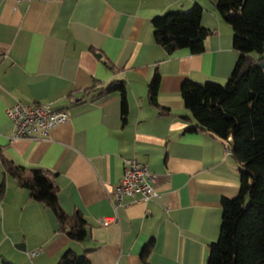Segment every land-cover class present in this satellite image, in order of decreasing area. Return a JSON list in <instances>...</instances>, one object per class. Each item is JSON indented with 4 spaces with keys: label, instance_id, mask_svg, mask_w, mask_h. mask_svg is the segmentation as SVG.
<instances>
[{
    "label": "crops",
    "instance_id": "1",
    "mask_svg": "<svg viewBox=\"0 0 264 264\" xmlns=\"http://www.w3.org/2000/svg\"><path fill=\"white\" fill-rule=\"evenodd\" d=\"M196 3L202 25L213 31L204 51L168 54L154 40L151 20ZM232 28L214 0H0L1 150L23 170L54 171L59 205L78 210L88 230L77 242L59 232L52 212L0 163V264H56L67 249L88 252L91 264H142L141 249L152 240L149 264H207L222 201L237 196L240 174L225 143L196 129L180 87L186 79L229 82L239 57ZM156 72L157 101L171 117L149 102ZM115 79L126 81L125 120L117 92L93 101L96 93L87 91ZM34 101L67 110L70 120L45 139L9 141L7 108ZM136 156L159 178L158 197L111 204L124 161ZM105 216L116 220L102 225Z\"/></svg>",
    "mask_w": 264,
    "mask_h": 264
},
{
    "label": "trees",
    "instance_id": "2",
    "mask_svg": "<svg viewBox=\"0 0 264 264\" xmlns=\"http://www.w3.org/2000/svg\"><path fill=\"white\" fill-rule=\"evenodd\" d=\"M214 6L233 26V47L239 52L229 82L218 84L192 82L181 84V98L197 123L196 129L227 144L237 162L239 190L234 198L221 204L218 239L209 246L207 264H264V0H214ZM203 9L196 3L188 10L169 11L151 20L154 40L161 46L173 44L175 50L187 48L192 54L203 52L204 42L213 31L202 25ZM159 73L148 82V99L158 114L171 117L157 101ZM125 80H112L87 91L96 93L91 100L117 92L121 113L126 119ZM231 139L229 140V138ZM0 146V163L7 176L57 219L58 231L77 242L88 234L87 221L76 210L65 212L58 202L55 173L43 167L21 169L5 158ZM0 190L5 186L0 183ZM153 240L141 249L142 264H149ZM87 253L67 249L56 264H91ZM2 264H12L4 259Z\"/></svg>",
    "mask_w": 264,
    "mask_h": 264
},
{
    "label": "built area",
    "instance_id": "3",
    "mask_svg": "<svg viewBox=\"0 0 264 264\" xmlns=\"http://www.w3.org/2000/svg\"><path fill=\"white\" fill-rule=\"evenodd\" d=\"M30 4L33 1L46 0H14ZM4 50L0 47V62L4 57ZM6 118L11 121L13 126L12 136L9 141L18 139H28L35 141L36 139H45L50 134V130L63 122L70 120L67 110H55L50 103H41L34 101L33 103L15 102L6 110ZM231 137L229 138V140ZM227 150H230L225 144ZM159 181L156 173L148 170L147 166L136 156L128 158L124 161V170L119 183L113 188L112 196H110L111 204L119 205L125 196L132 198L133 202H149L151 198L158 197L159 192L156 190V184ZM116 220V217L109 218L105 216L100 223L109 225ZM32 255L36 254L34 252Z\"/></svg>",
    "mask_w": 264,
    "mask_h": 264
},
{
    "label": "water",
    "instance_id": "4",
    "mask_svg": "<svg viewBox=\"0 0 264 264\" xmlns=\"http://www.w3.org/2000/svg\"><path fill=\"white\" fill-rule=\"evenodd\" d=\"M165 50L168 52V54H171L174 50L173 44L169 43L167 46H165ZM261 66L264 67V61L261 63Z\"/></svg>",
    "mask_w": 264,
    "mask_h": 264
}]
</instances>
